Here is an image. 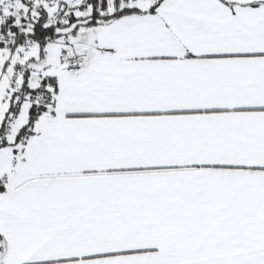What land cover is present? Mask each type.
Instances as JSON below:
<instances>
[{
  "label": "snow or ice",
  "instance_id": "1",
  "mask_svg": "<svg viewBox=\"0 0 264 264\" xmlns=\"http://www.w3.org/2000/svg\"><path fill=\"white\" fill-rule=\"evenodd\" d=\"M0 264H264V0H0Z\"/></svg>",
  "mask_w": 264,
  "mask_h": 264
}]
</instances>
